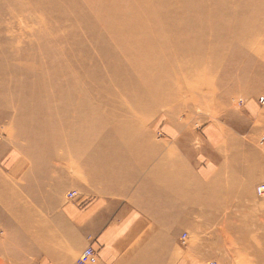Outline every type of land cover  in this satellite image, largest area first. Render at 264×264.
Instances as JSON below:
<instances>
[{
  "label": "bare ground",
  "instance_id": "1",
  "mask_svg": "<svg viewBox=\"0 0 264 264\" xmlns=\"http://www.w3.org/2000/svg\"><path fill=\"white\" fill-rule=\"evenodd\" d=\"M28 1L35 3L34 11L29 12L36 16L42 13L57 23L47 32L38 30L57 47L49 50L47 42L38 44L48 57L40 60L26 48L21 50L18 44H12L14 57H24L18 61H11L7 48L0 47V123L9 118L17 123L0 128V135L5 133L8 139L17 134L37 139L25 128L36 121L80 123L103 117L112 124L119 120V124L122 121L128 125L121 129L114 124L105 131L107 135L120 139L138 132L144 134L153 169H190L193 151L188 149L186 161L171 153L170 143L168 147L156 140L158 122H167L166 132L176 136L175 140L191 143L195 134L185 124L188 120L179 116L186 107L191 110L193 104H206L216 90L228 89V95L215 99L218 108L222 107L235 94L237 82L250 88L264 80V0H84L82 5L77 0H21L15 6ZM12 4L10 1L8 5ZM70 11L85 24L86 41L70 37ZM42 25L43 19L39 23ZM9 31L8 27L0 28V41H6L5 32ZM63 35L69 41L64 52L57 49ZM70 46L74 50L71 57ZM52 51L58 55L54 67ZM11 66L12 72H4ZM250 70L252 74H248ZM92 94L97 95L96 99L101 95L106 98L102 104L104 108L108 105L104 116ZM118 107L125 109L118 112V117L112 116ZM157 109L160 114L156 113L158 121L154 122ZM72 110L78 112L71 114ZM171 124H178V130H173ZM20 125L22 130L18 131ZM59 130L67 131L65 127ZM246 141L251 142L248 138ZM32 146L31 142L25 143L24 150L34 157L30 166L39 168L41 163L35 161ZM243 147V159L235 157L233 164L237 169L253 168L252 153L256 162L258 153L252 146H248L249 150L245 144ZM120 148L117 145V152ZM229 154L238 155L228 152L226 164ZM37 157L49 159L42 169H78L79 165L72 160L70 163L68 141L66 147L53 152L42 150ZM112 164L110 159L105 167L113 168ZM217 164L224 166L219 161ZM242 233L250 242L249 249H258L264 261V228L257 233L259 241L252 240L257 235L250 231Z\"/></svg>",
  "mask_w": 264,
  "mask_h": 264
},
{
  "label": "rangeland",
  "instance_id": "2",
  "mask_svg": "<svg viewBox=\"0 0 264 264\" xmlns=\"http://www.w3.org/2000/svg\"><path fill=\"white\" fill-rule=\"evenodd\" d=\"M10 1L14 4L8 5ZM77 1L82 5V1L84 0ZM20 2L21 0H0V28H4V30L6 27L10 28L9 32H5L6 41H0V47L7 48L6 54L11 58V61L24 59V57L20 59L14 57L13 49L11 48L12 44H18L20 49L26 48V50H29L27 51L28 53H31L32 56H36L40 60L46 59L48 58L46 57V53L41 50L38 44L44 45V43L47 42L46 44H49V50H55L57 46L54 41H50L46 35L44 36L41 34L40 36L39 33L43 30L47 32L53 29L52 25L56 26L57 23H55V21L50 22V19L42 15V13L38 12L36 16L34 12H29L34 11V2L28 1L25 4H21V7L15 6ZM70 15L72 17L70 21V37L73 38V40L77 38L78 40L80 39L81 42L86 41L85 38L88 35V30L85 24L74 16L71 11ZM41 19H43V25L39 26ZM47 26L48 29L45 30ZM84 27L87 32L83 30ZM39 28L41 32L38 31ZM66 38L67 37L63 35L60 39L59 44L61 45L57 48L60 51H67L66 44H69V41L66 42ZM73 51V48L70 46V57ZM54 53L55 54H52L53 56L51 57L52 66L53 64L55 65L57 62L56 58L58 57L57 52ZM59 61L64 63L62 57H59ZM13 70L12 66L6 67L4 72H12ZM248 74H252V71ZM92 78L95 79L94 77ZM244 86L241 87L237 82L235 94L230 95L229 98L224 101L222 107L218 108L219 104H216L215 99L222 98L225 93L228 95V89L216 90L214 96L207 98L206 104H193L191 110H189V107H186L185 112L179 114L183 119L188 120L185 124H187L188 128L195 134L194 139L190 143L193 149L195 148L197 151H195L196 155L193 158L195 166L192 169H204L205 167L203 166L207 164L208 167L213 164V169H219L217 164L218 160L224 165L221 166V169H225V160L228 152L231 150L235 151V154L238 153V155H235L236 159L242 160V150L245 149L243 144H245L247 150H249L248 146H252V150H256L258 153L257 162L252 153V169L264 170V127L261 125L264 122V102L261 101L262 98L264 99V80L260 81L258 86H252L250 88L245 87L246 89ZM126 93L129 94L130 92L128 91ZM92 97L95 99H93L95 104H100V108L102 106L101 109L104 110L102 115L104 116L108 109V105L105 103L106 108H104L102 104H104L106 98L101 95V98L96 99L97 95L95 94H92ZM252 104L255 105L256 109H254ZM9 108L10 111H15L14 107ZM123 109L125 108H116L112 116L118 117V112L120 111L122 113ZM74 112H78V110H72L70 113L73 114ZM156 113H158V109L155 110V114ZM159 114L160 113H158V115ZM158 115H155L154 122H156ZM116 122L117 123L113 124L106 122L103 120V117L95 121L80 123L72 122L71 120L70 123L59 120L56 122H49V124L36 121V123H30L25 127L26 129L28 128L31 137L33 136L35 138L37 136L35 140H28L23 135L19 134L14 136V138L8 139L7 134L2 133V135H0V141L4 139L5 142L3 141V143H0V206L12 208V206L17 205L19 202L22 203V205H29V200L32 199L34 191L20 189V186L25 183L33 184L34 169H42V164L49 163V159L38 158L39 156L37 157V155H40L42 150L53 152L57 148L66 147L67 141L70 142V163L72 160L74 164H79L77 166L79 170L75 173L72 167L70 168V191L76 190L78 192L79 195L77 199L83 196L84 185L88 184L84 182L83 169H108L105 167V164L110 159H112L113 168L125 169V167H127V169H137L140 156L137 142L143 139L144 134L138 132L131 134L129 138L121 137L120 139L113 134V136L107 135L105 131L110 128L112 129L111 126L114 127V124L121 129L125 127L126 129L128 128L127 123L121 121L122 124H119V120H116ZM14 124L17 125L15 120L11 118L5 119L0 123V128L3 125L7 127ZM167 125L165 120L158 122L155 135L156 140L163 141L168 145V143H173L176 136L168 135L166 132ZM175 125L179 126L178 124ZM175 125L171 124V127L173 130L175 128L177 131L178 127ZM56 127H61L59 129L65 127L67 131L64 133L59 129H51H56ZM183 128H185V125ZM21 130L22 125L18 127V131ZM247 138L251 142H245ZM125 141H127L126 145ZM30 142L33 144V149L36 152L35 161L37 162L39 160V163H41L39 168L30 166L32 165L30 161H32V159L34 160V157L33 155L29 156L24 150L25 143ZM117 145L121 146L118 152ZM217 146L220 152L218 155L219 158H217L216 155L212 157V152ZM25 149H27V147H25ZM125 150H128V153L130 150H133L134 155L131 162H126L121 158ZM90 151L94 153L89 154ZM143 152H145L146 156L148 150L144 149ZM115 157L119 158V163L114 161ZM209 157H211L212 162L209 161ZM104 159L105 163H103ZM18 167L20 170L14 173L13 169H18ZM113 168L110 167L109 169ZM211 168L210 166V168L207 169ZM233 169L236 168L233 167ZM240 172H242V168ZM95 174H98V170H96ZM240 179H243V177L241 176ZM263 181L264 179L257 181L253 189L249 191L242 190L235 197L227 195V191L220 190L218 191L219 194L213 192L214 195L217 194L219 196H214L211 193L208 198L204 199L202 205V219H198L196 222L192 223L191 226H187L180 232V245L186 251L182 250L183 248L180 250V255L176 259L175 264H264L263 259L259 257L260 251L256 248L249 249L250 245L248 243L250 242L245 239L242 233L244 230L250 231L257 235L256 239L253 236L254 239L252 240H261V237H259L257 233L264 228V196H259L257 194L256 187ZM7 197L8 199H6ZM70 202H72V200H70ZM218 202H220L219 206L216 205ZM197 206H199V204ZM6 217L7 215L3 214L1 210L0 246L18 245L20 240L19 233L17 230H13V225L6 221ZM197 218H200V216H197ZM236 229L239 230L236 231ZM257 259L261 260L258 261ZM3 262L4 261L0 258V264H4Z\"/></svg>",
  "mask_w": 264,
  "mask_h": 264
},
{
  "label": "crops",
  "instance_id": "3",
  "mask_svg": "<svg viewBox=\"0 0 264 264\" xmlns=\"http://www.w3.org/2000/svg\"><path fill=\"white\" fill-rule=\"evenodd\" d=\"M170 145L171 153L185 161L188 149L194 156L197 152L189 141L174 139ZM137 146V169H83L88 184L79 199L69 197L70 169H34L33 184L20 186L34 191L29 205L0 206L20 239L18 245L0 246L3 263L79 264L80 253L91 246L98 253L95 264H175L183 248L180 232L202 219L204 199L220 190L235 197L264 179L263 169L249 166L240 172L232 155L225 169L213 164L192 169L194 161L190 169H153L150 153L143 152L149 145L142 139ZM214 153L219 158L218 146ZM133 155L125 150L121 158L131 162Z\"/></svg>",
  "mask_w": 264,
  "mask_h": 264
},
{
  "label": "built area",
  "instance_id": "4",
  "mask_svg": "<svg viewBox=\"0 0 264 264\" xmlns=\"http://www.w3.org/2000/svg\"><path fill=\"white\" fill-rule=\"evenodd\" d=\"M262 102H264V99H261ZM256 192L259 196H264V181L261 182L256 187ZM79 194L76 190L69 192V197L71 199L77 197ZM98 261V253L97 251L92 248L91 246L86 247L79 255L78 257V263L79 264H95Z\"/></svg>",
  "mask_w": 264,
  "mask_h": 264
}]
</instances>
